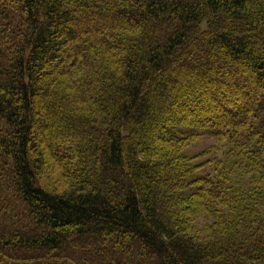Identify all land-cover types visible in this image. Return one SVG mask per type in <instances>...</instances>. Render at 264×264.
Returning a JSON list of instances; mask_svg holds the SVG:
<instances>
[{
	"label": "trees",
	"instance_id": "16d2710c",
	"mask_svg": "<svg viewBox=\"0 0 264 264\" xmlns=\"http://www.w3.org/2000/svg\"><path fill=\"white\" fill-rule=\"evenodd\" d=\"M0 264H264V0H0Z\"/></svg>",
	"mask_w": 264,
	"mask_h": 264
},
{
	"label": "rangeland",
	"instance_id": "374dc122",
	"mask_svg": "<svg viewBox=\"0 0 264 264\" xmlns=\"http://www.w3.org/2000/svg\"><path fill=\"white\" fill-rule=\"evenodd\" d=\"M228 149V145L220 144L215 138L204 135L192 142L188 148V153L194 159L195 164H201L207 160L211 162L216 159H225V153ZM199 222L202 223L203 221L200 220Z\"/></svg>",
	"mask_w": 264,
	"mask_h": 264
}]
</instances>
